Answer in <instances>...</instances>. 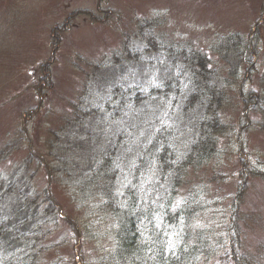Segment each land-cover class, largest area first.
<instances>
[{
    "label": "rangeland",
    "instance_id": "374dc122",
    "mask_svg": "<svg viewBox=\"0 0 264 264\" xmlns=\"http://www.w3.org/2000/svg\"><path fill=\"white\" fill-rule=\"evenodd\" d=\"M262 1L0 0V264H27L23 259L25 250L31 247L30 255L45 249L44 245L50 249L43 250L40 264H56L59 256L67 262L73 248L70 226L65 221L56 222V214L44 211L42 205L28 203L30 196L48 190L49 183L44 182L45 173L41 172L34 180L28 178L29 174L23 177L27 156L33 151L52 168L61 158L70 164L69 171L78 168L81 172L88 171L99 147L95 141L101 117L106 120L114 111L108 107L118 108L119 101L136 94L139 88L143 87L140 90L144 93L145 88L159 86L172 69L175 75L183 74L180 84H187L192 74L188 64L179 60L175 65L179 56L176 51L196 54L210 50L214 68L231 67V73L243 77L233 79L231 89H218L223 104L218 115H211L215 121L233 124V129L226 131L220 145H216L218 152L203 160L196 174L192 170L191 176L186 172L187 184H183L184 189L173 200L169 186L151 189L150 200L155 207L172 201L170 212L176 213L184 198L198 189L199 196L191 198L187 206L188 212H197L190 221V229L205 232L226 220L229 194L238 192L236 176L243 165L251 171L264 170V138L252 125L247 127L246 119L233 123L243 111L247 115V108L244 110L240 104V87L245 83L243 94L248 99L245 106L250 107L263 85L257 77L252 82L244 81L245 66L240 57L243 49H239L238 41H228L237 36L246 40L258 22ZM143 24L149 26L148 31H144ZM224 41L231 43L226 53L221 49ZM263 65L264 62L260 66ZM250 89L255 93L250 94ZM183 92L187 93L185 89ZM147 102L146 105H153L150 112L140 111H145L143 104L120 109V119L130 112L126 120L122 119L121 129L130 125L126 122L130 123L133 116L152 119L163 109L167 110L170 129L183 134L189 126L180 110L182 101L173 105V98L167 101L163 97L155 103ZM75 110L82 112L80 122L74 121ZM171 112L180 116H171ZM263 117H251L255 119V127L261 125ZM148 130L151 141L165 137L158 126ZM56 133L58 142L51 146ZM134 157L132 153L131 160ZM56 177L53 180L61 179ZM250 182L241 201L245 214L252 216L247 235L253 242H264V177ZM71 194L69 190L57 191L56 186L54 197L64 204L70 217H76L82 227L88 228L87 217L70 201ZM109 220L113 223V219ZM173 226L167 228L168 232L164 229L169 256L177 253L185 239L184 221ZM17 230L27 233L22 240L15 239ZM146 237H140V246L151 241L150 233ZM33 238L41 240L36 242L39 249H32ZM110 239L111 235L102 242L86 238L83 248L86 264H130V260L124 261L126 254L122 258L120 253H116V258L109 255ZM193 241L191 238L190 242ZM142 252L147 254L149 250ZM22 253V260L15 261L14 256ZM195 257L193 253L186 254V261L192 264ZM228 263L226 259L218 262Z\"/></svg>",
    "mask_w": 264,
    "mask_h": 264
},
{
    "label": "trees",
    "instance_id": "16d2710c",
    "mask_svg": "<svg viewBox=\"0 0 264 264\" xmlns=\"http://www.w3.org/2000/svg\"><path fill=\"white\" fill-rule=\"evenodd\" d=\"M263 27L264 26L261 25L257 28L258 31L256 33V38L261 36L264 37V33H261ZM249 44L250 43H246L244 47V49L247 50V52H245L246 55L251 52ZM193 56L194 54L181 53L177 56V59L182 60L181 62H184L183 64H188V68L194 66L196 63L195 61H198L197 64H199L206 60L205 55ZM210 90L211 88L208 84L203 81L202 87L197 88L198 96L195 99L197 105L194 104V106H197L198 108L199 106L203 107L204 103L202 102V95H208ZM206 105L207 104H205V110L208 111L209 108ZM191 109L194 110L192 107ZM148 110H150V107L146 106L145 111L142 109L140 111L146 112ZM258 112L264 116V97L261 99ZM129 114L130 112H128L122 119L126 120ZM74 115H76L74 121L80 122L82 119L81 117L83 116L82 112L76 110ZM120 116V108H118L107 120V124L111 125L109 127L111 133L115 135L113 147L110 148L106 154L100 153L99 157L93 158V168L89 172H81V169L78 168L72 170L71 173L69 171L70 164L68 161L61 162L56 167H51L52 171L58 169L55 172H52L49 170V166L46 167L44 160L38 155H35L33 151L27 156L28 160L25 162V172L26 175L29 174V179L34 180L37 173L41 172L43 175L46 172V174L43 175L45 176L44 179H42L45 183H47V181L49 183L48 190H45L42 194L30 196L28 198V203L33 206L42 205L44 211H48L49 214H56V222H64V220L59 217L58 209L56 208V206H59L63 212L67 213L63 206L64 204H61L60 201H57L54 197L57 186V191L61 189L66 193L67 190H69L72 193L70 201L76 208L79 207L80 211H84V213L82 211V215L83 217H87V225L89 229L86 225L82 227L76 220V217L69 216L72 222V226L69 224L72 231V234H70L71 241L73 243L78 241L81 242L80 250L82 259L84 260L86 257L83 248L86 238L91 239L92 242H102L105 237L109 235H111L109 245L111 250L118 247L121 252V258L123 254H126V257L132 256L139 245L140 233L142 232L138 233V231L141 230V227L144 228L148 225L152 228L153 225L157 224L153 219L156 215V211L152 210L154 205L151 203L149 196L151 188H162L164 185L172 182L169 186L173 193H176L183 188L182 186L186 181V171L181 164V160L179 159L180 154L176 147H170L171 145H169V147H164L161 151H165L164 155L160 154L153 157L154 153L146 154V152L150 150V148H147L150 139L148 140L147 135L143 132L151 126V119L144 118V115H140L139 117L133 116L130 123L126 122V124L130 125L121 129L122 119H120ZM203 118L206 120V117ZM153 124L157 123L154 122ZM207 125L212 127L210 121L207 122ZM261 129L264 131V124ZM132 130H135L134 132L140 131L138 138V145L141 149L140 152L137 149L133 150L132 153H135V157L130 160L129 163L111 160L112 157L109 155L110 150H112V155L117 151L118 147L128 145L129 142L126 136ZM208 130L209 129L207 128V131ZM111 133L109 134L110 137L112 136ZM54 136L57 142L59 134L56 133ZM211 140H214V138ZM106 143H109V138L106 140ZM50 145L52 146L53 144L50 143ZM108 148L109 145L102 147L104 151L108 150ZM207 148L209 151L200 154L201 158L206 157V153L210 152V150H214V142H210ZM2 154L4 155V153ZM109 156L110 158L106 160ZM200 157L197 156V158L201 159ZM191 164L194 165L195 161L193 160ZM31 166H34L35 170H31ZM154 172L162 176V183L151 182L155 176ZM56 176L67 180L64 182V180L57 179ZM55 177L57 180H53ZM166 179L170 182L165 181ZM2 189L3 188H1V190ZM198 194L199 192L197 191L193 194V197H196ZM174 195L175 194H173V196ZM164 205L165 206H162L160 204L156 209L162 215L167 216L169 209L166 204ZM100 214L111 217L113 219V225L109 219L104 218ZM241 214L242 213L239 212L237 217ZM230 215L231 212L225 217L226 220L217 226V233L214 235L212 232L204 233L199 230H195L193 233H186V238H183V244L177 250L176 257L169 260H165V254L168 247L167 245L165 246L164 240L158 237V240L156 239L157 242L150 241L149 244L154 250L153 254L155 255V260L158 261L153 264H161L164 261L165 263L162 264H190V262L186 261V254L190 253L196 255L192 264H218V262L224 258L229 259L231 261L230 263L233 264H262L261 262H258V259L264 258V244L263 246L261 245L264 242L251 241V238L248 237L246 232L247 228L244 226L247 221L236 226L234 225L235 223L231 224ZM236 221L238 223L237 219ZM172 222L173 220L171 219L169 223ZM111 228H113V230H110ZM2 232L6 233V230H3ZM26 234L27 233L25 232L22 233V231L17 230L15 235L18 237L15 239L22 240L21 238ZM39 235L40 234H37V236ZM191 238L194 239L193 242H190ZM32 241L34 243L32 249H39L36 242H40L41 240L33 238ZM195 242L198 244L197 246H194ZM43 248L45 249L34 251L30 255H28V252L31 251V249H26L25 251H27V255L25 254V257L23 258L24 261H27V264H40L43 250L50 249L48 245H44ZM183 253L185 254L183 255ZM107 254H109L108 251ZM22 255H24V253L19 255V257L14 256V260H22V258H20ZM57 259L58 262L56 264H72V251L67 262L65 259H61L60 256Z\"/></svg>",
    "mask_w": 264,
    "mask_h": 264
}]
</instances>
